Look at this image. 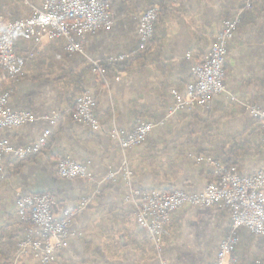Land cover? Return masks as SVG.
<instances>
[{"label": "crops", "instance_id": "crops-1", "mask_svg": "<svg viewBox=\"0 0 264 264\" xmlns=\"http://www.w3.org/2000/svg\"><path fill=\"white\" fill-rule=\"evenodd\" d=\"M45 0H0L6 20L29 18ZM113 23L92 33L84 53H69L64 38L21 35L16 49L26 63L13 85L11 105L30 110L37 120L8 127L1 136L14 147L37 141L48 128L54 133L44 151L20 162L0 159V264H39L17 257L18 242L28 225L19 217L22 194L50 193L61 216L89 200L73 220L77 235L57 251L53 264H211L226 237L231 216L217 206L186 205L164 233L165 252L156 249L136 219L135 188L203 192L214 169L198 160L213 155L241 173L264 168V119L244 108L249 102L264 110V0L241 15L226 58L227 92L207 106L176 107L172 90L188 93L193 80L190 51L200 55L215 41L222 21L240 12L245 0H109ZM161 6L155 35L147 52L129 68L108 75L103 85L92 60L130 54L138 45L143 12ZM84 92L98 101L96 116L103 129L94 131L70 116L67 95L80 79ZM9 86L4 81L2 93ZM59 115L56 126L48 117ZM140 121L154 123L143 144L123 149L109 131L131 133ZM61 157L86 164L90 177L64 179L56 172ZM19 164V167H15ZM129 169L114 179L111 171ZM105 180V181H104ZM104 181V183H100ZM101 191L99 192V188ZM264 258V235L240 232L238 264Z\"/></svg>", "mask_w": 264, "mask_h": 264}, {"label": "built area", "instance_id": "built-area-1", "mask_svg": "<svg viewBox=\"0 0 264 264\" xmlns=\"http://www.w3.org/2000/svg\"><path fill=\"white\" fill-rule=\"evenodd\" d=\"M262 1L245 0L240 12L222 21L208 51L201 55L194 51L187 54L193 60V80L186 95L172 90L177 108L196 103L207 106L215 95L228 91L225 79L229 42L236 36L241 14L252 10ZM159 10L160 6L154 5L143 12L138 29V45L132 54L110 56L107 59L118 62L144 50L154 35ZM112 23V5L109 0H45L43 7L33 16L12 21L4 18L0 8V86L4 81L9 82L8 88L0 93V159L6 154L15 159L37 156L44 151L54 133L53 128H48L37 141L21 147L12 146L1 136L5 128L37 120L32 111L15 110L11 105L13 85L23 74L26 63L24 55L16 49L17 39L24 34L38 39L44 35L64 38L69 53H84L89 36L101 28L110 27ZM102 60H92L91 64L93 71L106 81L109 73ZM97 105L98 101L88 93L80 94L74 108L70 109V116L94 131H101L103 126L96 116ZM244 105L255 118L264 119L262 108L247 103ZM48 118L53 126L57 125L59 115ZM153 129V122L140 121L129 134L121 133L117 128L110 130L109 134L118 140L123 149H128L146 142ZM198 160L214 169V176L206 189L200 193H189L180 189L135 188L133 196L136 200L137 222L155 247L157 255L161 256L165 252V230L173 222L177 211L186 205L217 206L227 210L231 216V228L212 264H235L239 231L245 228L255 235H264V168L252 173H241L237 166L227 165L213 155H202ZM56 172L64 179L91 176L86 164L71 157H61L56 163ZM122 172L127 179L132 175L129 169L124 168L111 171L107 179H114ZM88 201L85 200L79 208L64 211L58 217L53 211L56 203L54 195H20L16 207L20 219L28 228L18 242L17 257L32 255L39 264H53L57 259V251L67 244L70 236L77 235L71 225L87 207ZM261 263L262 260H257V264Z\"/></svg>", "mask_w": 264, "mask_h": 264}, {"label": "trees", "instance_id": "trees-1", "mask_svg": "<svg viewBox=\"0 0 264 264\" xmlns=\"http://www.w3.org/2000/svg\"><path fill=\"white\" fill-rule=\"evenodd\" d=\"M1 8V7H0ZM160 13H161V6H160V10L158 12V19L156 21V24H155V29H154V35H155V30H156V25H157V22L159 20V17H160ZM243 14V13H242ZM241 14V15H242ZM154 35L153 37L151 38V40L148 42L146 48L142 51H137V53L135 55H131L129 58L125 59V60H122V61H118V62H110L107 58H104L102 60V62L104 64H106L107 66V69H108V75L110 74H119L123 71H126L129 66H130V63L133 59H136V58H141L145 55V52H147L148 50V47H149V44L151 43V41L153 40L154 38ZM229 48V46H228ZM136 50V49H135ZM134 50V51H135ZM133 51V52H134ZM133 52H131L130 54H132ZM91 69L93 70V65L91 64ZM98 76V75H97ZM100 79H101V82L102 84L104 85L106 82L103 80V78H101V76H98ZM75 84V88L73 91H70L67 95V100L69 102V106H70V109H73L75 104H76V101H74V98H75V94L78 93V92H84V85H83V82L81 80V76H80V79L76 80L74 82ZM34 157V156H33ZM31 158V157H30ZM29 159V158H27ZM20 161V162H23L24 160L26 159H16V161ZM15 167H19V164H15ZM28 228V227H27ZM253 264H256V262L254 261ZM261 264H264V260H262V263Z\"/></svg>", "mask_w": 264, "mask_h": 264}, {"label": "rangeland", "instance_id": "rangeland-1", "mask_svg": "<svg viewBox=\"0 0 264 264\" xmlns=\"http://www.w3.org/2000/svg\"><path fill=\"white\" fill-rule=\"evenodd\" d=\"M107 81V80H106ZM105 81V82H106ZM244 103H247V104H251V103H249V102H243L242 103V105L244 106V108H246V106L244 105ZM252 105H254V104H252ZM253 116V115H252ZM254 117V116H253ZM255 118V117H254ZM259 119V118H258ZM184 208V207H183ZM230 228H231V225H230ZM230 228H229V230H230ZM243 229H245V228H243ZM240 232H241V230L239 231V244H238V246H237V249H236V251H235V254H236V257H237V262L235 263V264H238L239 263V259H240ZM228 233H229V231H228ZM228 233H227V235H228ZM251 233V232H250ZM251 234H253V233H251ZM226 235V236H227ZM253 235H255V234H253ZM255 236H261V235H255ZM257 260H264V258H262V257H259V258H256L255 259V262H256V264H257ZM212 264V263H211Z\"/></svg>", "mask_w": 264, "mask_h": 264}]
</instances>
